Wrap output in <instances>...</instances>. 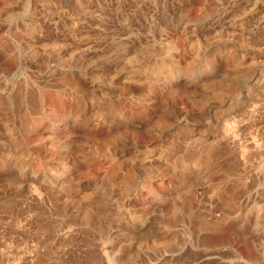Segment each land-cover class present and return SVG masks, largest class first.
Instances as JSON below:
<instances>
[{
    "label": "rangeland",
    "instance_id": "374dc122",
    "mask_svg": "<svg viewBox=\"0 0 264 264\" xmlns=\"http://www.w3.org/2000/svg\"><path fill=\"white\" fill-rule=\"evenodd\" d=\"M0 264H264V0H0Z\"/></svg>",
    "mask_w": 264,
    "mask_h": 264
}]
</instances>
